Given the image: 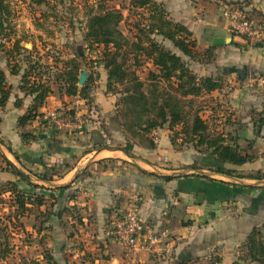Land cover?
<instances>
[{
  "label": "crops",
  "instance_id": "1",
  "mask_svg": "<svg viewBox=\"0 0 264 264\" xmlns=\"http://www.w3.org/2000/svg\"><path fill=\"white\" fill-rule=\"evenodd\" d=\"M159 1L168 6L165 0ZM237 11L261 25L262 42L237 38L235 33L230 34V22L224 18L214 22L213 14L205 20L196 14L198 20L184 22L198 42L208 30L206 48H213V58L220 59L212 68L214 59L201 64L169 40L157 39L198 76L221 75L224 88L202 97H214L211 109L218 110L215 118L221 117L226 143L249 157L243 165L219 164L206 146H192L184 152L190 161L182 159L183 152L176 153L170 143L161 141L158 145L154 140L151 146L147 141L151 134L135 136L128 132L118 115L120 94L106 93L107 72L103 67L104 75L98 85L93 84L90 100L60 96L49 83L52 93L36 110L39 114L69 109L79 112L85 121L81 130L59 131L43 115H37L22 129L18 120L32 108L34 96L20 89L21 75L3 68L11 95L0 109V264L43 263L46 251L59 264L240 261L246 254L244 243L250 233L264 226V179L250 178L264 172V1L259 4L249 0L243 10ZM189 17L192 15L183 19ZM218 28L227 31L231 44L208 45V34ZM141 68L148 70L146 79L139 76ZM133 69L146 85L151 82L150 73H158L146 58ZM202 118L210 125L208 117ZM157 129L163 139L168 132L181 130L179 126L174 130L168 126ZM24 131L36 138L24 140ZM126 138L127 144L120 146ZM197 159L200 165L195 164ZM219 165L231 174L217 173ZM194 170L198 172H191ZM10 182L32 199L42 196L43 203H29L26 212L19 214L7 185ZM132 206L161 237L154 254H133L110 234L113 214Z\"/></svg>",
  "mask_w": 264,
  "mask_h": 264
},
{
  "label": "trees",
  "instance_id": "2",
  "mask_svg": "<svg viewBox=\"0 0 264 264\" xmlns=\"http://www.w3.org/2000/svg\"><path fill=\"white\" fill-rule=\"evenodd\" d=\"M34 1L39 4L44 3V0ZM102 1L107 0H98L100 4L103 3ZM134 9L142 10L148 15L143 22L137 23L130 29L131 35H125L120 29L121 24L127 19L120 8H107L99 5L98 13L96 10L91 13L83 36V41L88 48L100 50L99 58L94 62L107 72L106 93L120 94L118 115L123 120L124 128L135 136H145L164 126H168L171 130L181 126V130L174 133L191 136L196 142L195 147L206 146L207 149H212L211 155L219 164L243 165L248 162L249 157L244 155L238 147L226 143V139L221 134H211L209 124L201 116L195 113L196 115L189 119L184 109L185 100L222 90L225 86L222 77L198 76L180 56L159 42L157 36L171 41L184 55L192 59L208 56L207 62L211 61L214 57L213 48L207 49L203 54L199 53L196 50L197 41L193 32L183 23L172 22L166 15L165 6L162 3L154 0H129V11ZM10 16V5L6 0H0V36L9 34ZM13 48L14 50L21 49L17 43L13 45ZM143 58L150 59L158 69V73H150L151 82L148 85L133 69L141 66ZM63 63L65 69L57 75V79L63 80L65 94L90 100L93 84L98 77H94V73H91L86 84L79 88L81 63L75 58ZM91 66L92 64H89L86 68ZM36 67L38 66H33L26 71L20 87L26 95L34 96L32 108L18 120V125L22 129L31 124L37 115H43L37 113L36 110L44 105L47 97L52 93L51 87L45 85L41 77H34L33 72L30 73L31 69ZM12 72L17 73L14 70ZM31 77L34 78L31 79ZM10 95L11 87L7 83L5 71L0 67V109L6 106ZM74 113L73 110L67 111L70 115ZM22 135L26 141L36 138L26 131ZM150 145L154 146L153 141ZM8 166H10L9 162ZM215 171L231 174V170L222 165L217 166ZM14 172L19 174L16 170ZM250 178L264 179V172L251 175ZM166 179L170 180L168 177ZM44 180H46L45 177ZM7 185L15 196L17 210L21 215L26 212L27 204L41 205L44 201L39 195L32 199L29 194L18 190L13 182ZM244 247L246 254L235 264H246L248 261L264 264V226L254 228L246 239ZM30 264L59 263L50 252L46 251L43 263L31 261Z\"/></svg>",
  "mask_w": 264,
  "mask_h": 264
},
{
  "label": "rangeland",
  "instance_id": "3",
  "mask_svg": "<svg viewBox=\"0 0 264 264\" xmlns=\"http://www.w3.org/2000/svg\"><path fill=\"white\" fill-rule=\"evenodd\" d=\"M33 1L34 0H6V2L10 5L11 16L8 30L9 34L0 36V67L11 72L13 70L17 71L16 74L21 75L22 83V79L26 71L33 66H38L35 69H31L30 73L33 72L32 75H35L34 77H41V81H45V85H48L49 83L53 84L60 96L64 95L66 90L63 85V80H58L57 75L64 71L65 68L63 62L68 59L75 58L81 63L82 70L94 73V77H98L94 86L98 85L97 82H99V79H101L102 75H104L105 70L102 66H97L94 62L99 58L98 56L100 55V50H95L96 48H88L86 43L83 41L86 24L93 10H96L98 13L99 5L107 8H120L124 16L127 17L126 21H124L120 26V29L125 35H131V32H129L130 29L137 23L143 22L148 15L142 10L134 9L130 12L129 0H107L106 2L102 1L103 3L101 4L98 0H44V3L41 4ZM154 1L160 3L159 0ZM165 1L168 4V6H165V9L166 15L169 19L172 22H180L184 24V22L189 23V21L194 20V18L195 20H198L199 18L202 20L208 19V17H212V14V21L219 23L222 18L227 19L225 16V11H227V9H232L233 11H237L238 9L243 10L244 3L249 0ZM263 1L264 0H255V3L260 4ZM196 14L201 17L198 18ZM188 15H192V17L184 20L183 18H187ZM256 23H254L256 28L261 30V25ZM205 30L206 31L200 35V42L196 39V50L201 54L205 53L207 50V40L205 39V34L208 30ZM229 30L230 34H232L231 32L235 33L232 27H230ZM235 35L237 38H245L246 42H250L246 37L240 34L235 33ZM15 43L19 44L21 47L20 50H14L13 45ZM195 60L205 65L208 63L207 61L209 58L208 56H205ZM214 61L215 63H212L211 68L215 64L219 63L220 59L217 57ZM89 64H92V66L90 68H86ZM209 70L210 69H208V71ZM147 72L148 70L141 68L139 69V76L142 77V79H146ZM219 73L222 74L221 71ZM12 74L14 73L12 72ZM34 77H31V79ZM50 84L49 86L52 87ZM213 99L214 97L212 96L187 99L184 101V109L189 116V119L194 117L196 114L201 117H208L211 122V134L220 135V126L222 123L219 121L221 117L218 116L219 118H215L217 117L216 115L218 110L214 111V109H211L213 108V105L210 104L214 102ZM68 111H70V109ZM179 129H181V126H179ZM160 133L161 132H159L158 129L153 131L147 138V141L149 143L153 141L154 145V140L158 141V145H160L161 141H166L177 150L176 153L183 152V154H181L182 159L186 158V160L190 161L188 154H185L184 152L192 149V146L196 143L191 136H179L173 132H168L166 134L167 139H163ZM126 141L127 138L122 142V144H120V146L126 145ZM117 144L118 143H116V145ZM128 145L132 146L129 141ZM195 164L200 165V159H197ZM191 172L195 173L198 171L194 170Z\"/></svg>",
  "mask_w": 264,
  "mask_h": 264
},
{
  "label": "built area",
  "instance_id": "4",
  "mask_svg": "<svg viewBox=\"0 0 264 264\" xmlns=\"http://www.w3.org/2000/svg\"><path fill=\"white\" fill-rule=\"evenodd\" d=\"M225 16L235 33L246 37L251 43L262 42V33L252 20L242 17L239 12L232 9H227ZM230 90L232 89L230 88ZM67 111L52 110L43 114V119L51 121L55 129L59 131L81 130L85 123L83 117L79 112L70 115L67 114ZM110 234L121 246L137 255L143 251L154 254L161 239L150 225L141 220L136 206L113 214ZM131 264L139 263L135 260Z\"/></svg>",
  "mask_w": 264,
  "mask_h": 264
},
{
  "label": "water",
  "instance_id": "5",
  "mask_svg": "<svg viewBox=\"0 0 264 264\" xmlns=\"http://www.w3.org/2000/svg\"><path fill=\"white\" fill-rule=\"evenodd\" d=\"M232 38L228 36L226 30L218 28L212 31V33L208 34V45L209 46H222L226 44H231ZM30 46V45H28ZM246 73V69L242 71V77L244 78ZM89 76V72L86 70H82L79 76V85L84 86L87 82ZM202 199V194H199L198 200Z\"/></svg>",
  "mask_w": 264,
  "mask_h": 264
}]
</instances>
